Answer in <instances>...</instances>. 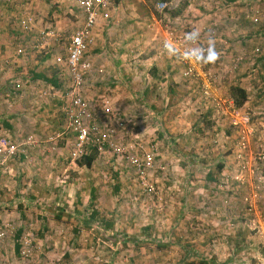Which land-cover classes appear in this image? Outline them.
I'll list each match as a JSON object with an SVG mask.
<instances>
[{
    "label": "rangeland",
    "instance_id": "rangeland-1",
    "mask_svg": "<svg viewBox=\"0 0 264 264\" xmlns=\"http://www.w3.org/2000/svg\"><path fill=\"white\" fill-rule=\"evenodd\" d=\"M12 1L7 7L0 3V23L16 29L23 16L36 22L38 28L27 29L29 37L19 36V51L27 48L26 64L35 57L32 67L40 80L59 77L54 56L82 25L84 13L66 0H39L32 6L40 17L33 21L25 7L17 18L22 7ZM137 2L114 0L111 19L101 23L88 51L105 71L89 79L85 91L91 101L105 99L132 115L126 142L171 138L160 149L167 179L155 171L149 181L156 191L147 196L133 176L114 170L111 154L75 156L73 138L59 139L54 148L48 138L60 129L65 112L60 102L50 110L53 96L40 97L48 85H34L33 117L44 124L46 118L48 127L37 132L27 126L16 140H32L25 153L0 168L6 178L21 173L23 189L9 196L8 191L15 194L12 184H0L6 216L0 217V264H264V239L244 216L245 193L254 188L258 210L264 208V0H171L164 9L158 7L161 0ZM150 10L155 15L145 20L132 14ZM189 34L196 43L186 40ZM9 36L15 39L13 32ZM210 48L216 52L212 60ZM180 50L203 51L198 81L183 75L185 65L175 56ZM203 80L226 106L235 103L232 92L238 96L234 87L247 91L238 105L251 118L246 167L236 158L233 115L216 112ZM15 99L8 109L24 110ZM237 174L247 184L238 186Z\"/></svg>",
    "mask_w": 264,
    "mask_h": 264
},
{
    "label": "built area",
    "instance_id": "built-area-1",
    "mask_svg": "<svg viewBox=\"0 0 264 264\" xmlns=\"http://www.w3.org/2000/svg\"><path fill=\"white\" fill-rule=\"evenodd\" d=\"M76 9L84 13L82 25L70 35L65 45L62 46V52L54 57L59 69V86H52L43 95H49L56 92L60 101L61 108L65 112V121L61 119V127L56 135H50L48 142L52 143L54 148L58 147V140L69 143L73 138V153L75 156L87 154L94 151L97 155L111 154L112 167L119 174L127 173L135 178L142 188V193L150 196L156 191L154 183L149 178L156 171L161 179H167V167L163 162L162 152L163 141H171L168 138L146 142L144 139H138L135 143H128L124 140V134L128 133V127L132 122V115L125 107L106 102L105 99L95 103L86 95V82L95 75L104 73V66L96 65L89 56L88 51L95 44L98 27L101 20H109L112 17L114 0H66ZM158 7L164 9L169 6V2H158ZM26 24V21H23ZM186 40L196 43L192 39V34L188 35ZM174 48L169 46L168 50ZM176 49V48H175ZM178 50V49H177ZM202 50H191V53L178 51L176 60L185 65L183 75L188 79L199 80V70ZM62 80V81H61ZM64 82V83H63ZM204 95L206 98H213L215 109L218 114L233 115L231 125L238 129L237 141V160L243 167L248 163L245 158L250 148L249 136L252 133L250 126V114L248 112L240 113L238 105L230 102L226 106L225 101L220 97H213L211 86L207 80L202 81ZM16 88L21 85L16 83ZM138 138V137H137ZM17 142L10 136H0V168H5L10 159L25 153V144L31 143ZM264 159V155L262 156ZM116 168V169H115ZM238 186L247 184L248 181L243 174L235 176ZM244 201L249 205L245 211L246 218L250 216V227L255 231L256 237L264 239V208L259 209L261 199L259 191L255 188L252 193H245ZM260 235V236H259Z\"/></svg>",
    "mask_w": 264,
    "mask_h": 264
},
{
    "label": "crops",
    "instance_id": "crops-1",
    "mask_svg": "<svg viewBox=\"0 0 264 264\" xmlns=\"http://www.w3.org/2000/svg\"><path fill=\"white\" fill-rule=\"evenodd\" d=\"M10 1L13 2L12 0H4V1L0 0V3L6 4L5 6L7 7L8 2L11 3ZM137 1L132 0V2L138 4ZM143 2L145 4H147L148 0H143ZM14 3H19L20 6L22 7L18 11V5L17 4H16V6L13 3L11 5L12 7L15 6V9L18 11L19 15L17 16V18L20 17V13H22V11H23L22 9H24V7H25V8L30 9L28 11V13L30 14L29 17H32L33 21L34 20L36 21V19L37 20L39 19L40 16L36 12L37 9L34 8L35 6L34 7L32 6L35 4L38 5L40 3L39 0H18V2L16 1ZM116 8H117V6H116ZM132 14H135V15L137 14L139 19L142 17V20L147 19L148 16L152 17L155 15L154 12L151 10L149 12L147 11V12H144L141 14L139 12H133ZM6 16H8V15H6ZM0 17H1V15H0ZM7 18L8 17H6V19ZM21 21L22 22L26 21V24L21 25L19 22L20 27H17L16 29H12L11 27H7V26L3 25V23H0V136H8V137L10 136L15 140H19L18 138L20 136L22 137L27 132L26 131L27 126L29 127V131L37 130V132H41V129H47L48 125L46 123H48V121L46 120V118H44V120H45V124H44L43 122H41L39 120L36 121V119L33 117L34 115L37 116V114H36L37 111L35 110V107H34L35 106L34 105L35 104V97H33V94H34L33 87H34V85L39 84V83L44 84V85L46 84V86L48 85V87L45 88V90L48 91V89L50 87L55 86V84L52 85L53 83H51L50 79L42 78L43 80H40L39 78H37L39 76L34 74V72H36V71H33L34 65L32 67V64H36V62H37L35 60V57L31 58V61L29 60V62H31V63L26 64V62H28V61H25V55H27V53H29V52H27V48H25L24 53L19 51V49L24 47V45H23L24 42L22 39L19 38V36L21 37L23 35H26L29 37L31 35L32 31L30 32L27 29H30V28H33L36 26V22L30 23L29 20L25 19V16L22 17ZM102 22H104V20L100 21V23H102ZM114 24H118V21H115ZM145 28L146 27L144 26L143 29H145ZM115 29H116V26H112L111 31H113ZM98 30H100L99 27H98ZM10 32H13V36L15 37V39L13 41L10 40L11 39V36H9ZM42 32L45 33L44 30ZM116 33L119 34V31L117 30ZM46 34H48V32H46ZM98 35H100L99 31H98ZM124 35L127 36L126 34H124ZM133 37L134 36H132L131 39ZM16 39H17V41H16ZM137 40L138 39H136V41ZM32 56H33V54H32ZM26 58H28V57H26ZM102 66H104V65H102ZM56 77L58 78L57 75H56ZM56 77H55V79H56ZM57 81H58L57 83L59 86V82H60L59 78ZM16 83L17 84L19 83L20 85L23 84V89H22V86H21V88H19V87L16 88V86H15ZM25 84H26V86L24 89ZM43 91L40 92L39 95H42ZM51 96H53V97H52V101H51V105H50V107H51L50 110H52V108H53V106H55V104L57 105L60 102L58 99V96L56 95V92H53L51 94ZM13 97H15L16 99ZM17 98H18V102L22 101L18 105L22 106V104H24L25 109L22 110L20 108L17 109V107H15V108H12V110H9L12 107L11 102L14 99L16 101ZM44 98L47 99L48 97L45 96ZM46 102H48V104L50 103V101H48V100H46ZM49 116H51V114H49ZM38 121L41 123H38ZM41 124H43V127H41L42 126ZM46 133H48L47 130H46ZM35 135L37 137L36 133H35ZM166 143H168V142H166ZM33 146H35V145H33ZM18 161H21V159H18ZM6 177H7V175H3V177H2V175L0 174V182H1L0 184L2 186H8V187H9V185L12 184L13 189H14V193H15V194H11L8 191L7 194L9 196L22 194L23 189L20 186V180L22 178L21 173H17L16 175L8 177V178H6ZM4 190L6 191V189H4ZM1 208H2V210H0V213H1L0 217L5 218L6 217L4 214L5 208L4 207H1ZM12 208H17V207H12ZM16 210L18 212H20L19 209H16ZM11 211L16 212L14 210H11ZM53 213H56V212L54 211ZM60 217L61 216L59 214V218Z\"/></svg>",
    "mask_w": 264,
    "mask_h": 264
},
{
    "label": "trees",
    "instance_id": "trees-1",
    "mask_svg": "<svg viewBox=\"0 0 264 264\" xmlns=\"http://www.w3.org/2000/svg\"><path fill=\"white\" fill-rule=\"evenodd\" d=\"M161 1H166L169 2L171 0H161ZM58 78L56 77V79H50L51 83H53V85H57L58 86ZM234 90L238 93V96H236L233 92H232V97L235 100V102L237 103V105H240L242 102H244L247 99V91L246 89H244L243 87H239L236 86L234 87ZM165 134L162 136V138H164ZM168 136V134H166V137ZM171 139V138H168ZM23 158V157H22ZM88 161L92 160V155L88 156ZM55 214V213H54ZM59 216V214H56V217ZM118 235V236H117ZM115 237V239H118L121 235L117 234ZM114 239V238H113Z\"/></svg>",
    "mask_w": 264,
    "mask_h": 264
},
{
    "label": "clouds",
    "instance_id": "clouds-1",
    "mask_svg": "<svg viewBox=\"0 0 264 264\" xmlns=\"http://www.w3.org/2000/svg\"><path fill=\"white\" fill-rule=\"evenodd\" d=\"M215 57H216V52L214 48H210L209 49V60L215 59Z\"/></svg>",
    "mask_w": 264,
    "mask_h": 264
}]
</instances>
